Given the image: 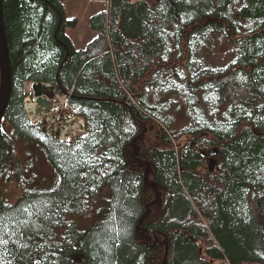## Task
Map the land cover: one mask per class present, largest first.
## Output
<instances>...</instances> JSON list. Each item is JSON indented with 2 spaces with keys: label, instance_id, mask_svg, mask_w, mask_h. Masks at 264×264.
<instances>
[{
  "label": "trees",
  "instance_id": "trees-1",
  "mask_svg": "<svg viewBox=\"0 0 264 264\" xmlns=\"http://www.w3.org/2000/svg\"><path fill=\"white\" fill-rule=\"evenodd\" d=\"M107 1L78 49L63 0H3L0 182L27 174L18 143L58 180L0 204V264H264V0ZM27 83L84 121L73 144L30 121Z\"/></svg>",
  "mask_w": 264,
  "mask_h": 264
},
{
  "label": "rangeland",
  "instance_id": "rangeland-1",
  "mask_svg": "<svg viewBox=\"0 0 264 264\" xmlns=\"http://www.w3.org/2000/svg\"><path fill=\"white\" fill-rule=\"evenodd\" d=\"M66 6L68 16L71 19H77L78 25L75 28L68 29V35L73 39L75 46L78 49H84L85 46L96 36L89 27V18L94 14L103 10L108 5L107 0H63ZM217 49L215 55L211 57L213 65L227 66L232 60L233 55L230 52V47L222 40L216 41ZM32 83L25 85L27 91V101L31 99L36 104L46 103L50 105V110L41 120H33L29 113V119L33 124L44 123L46 131L51 134L53 132L61 140V134L65 125L69 126L70 134L69 142L74 143L75 137L84 133L77 126V121L80 119L74 116V113L67 104L64 97H59L55 94L52 88L45 85L31 87ZM53 109V110H52ZM52 111V112H51ZM28 112V110H27ZM82 120V119H80ZM83 121V120H82ZM43 127V126H42ZM85 129V125H84ZM44 130V129H43ZM67 142V140L64 139ZM18 154L23 159V163L29 166L26 176L21 182L4 178L0 182V204H14L26 188L44 189L55 184L58 177L54 170L47 162L44 155L37 147H28L23 143H18Z\"/></svg>",
  "mask_w": 264,
  "mask_h": 264
},
{
  "label": "water",
  "instance_id": "water-1",
  "mask_svg": "<svg viewBox=\"0 0 264 264\" xmlns=\"http://www.w3.org/2000/svg\"><path fill=\"white\" fill-rule=\"evenodd\" d=\"M3 0H0V124L9 105L12 92L11 57L6 37Z\"/></svg>",
  "mask_w": 264,
  "mask_h": 264
},
{
  "label": "bare ground",
  "instance_id": "bare-ground-1",
  "mask_svg": "<svg viewBox=\"0 0 264 264\" xmlns=\"http://www.w3.org/2000/svg\"><path fill=\"white\" fill-rule=\"evenodd\" d=\"M35 85H37V86H40V85H45V84H39V83H33L32 85H31V87L33 88ZM45 86H48L49 88H51V86L50 85H48V84H46ZM55 92V91H54ZM55 94H56V92H55ZM57 95V94H56ZM32 100L31 99H29L28 101H27V106H26V109L28 110V113H29V115H30V117L33 119V120H35V119H38V120H41L42 118H43V116L46 114V113H48L49 112V110H50V105H47V102L46 103H41V104H36V103H34V101L33 102H31ZM53 110V109H52ZM52 112V111H51ZM75 127H77V128H79L80 130H84L85 131V129H84V121H82V120H78L77 121V126H75ZM43 129H44V131H46L47 129H45V127L43 126ZM70 127L69 126H67V125H65V127H64V129H63V132H62V134H61V137H62V140L64 141V139L65 140H67V142L69 143V142H71V141H68L70 138H69V136H71V134H70ZM51 134L53 133V132H50ZM69 135V136H68Z\"/></svg>",
  "mask_w": 264,
  "mask_h": 264
}]
</instances>
